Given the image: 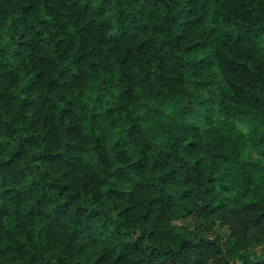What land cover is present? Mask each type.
<instances>
[{
  "label": "trees",
  "instance_id": "obj_1",
  "mask_svg": "<svg viewBox=\"0 0 264 264\" xmlns=\"http://www.w3.org/2000/svg\"><path fill=\"white\" fill-rule=\"evenodd\" d=\"M0 264H264V0H0Z\"/></svg>",
  "mask_w": 264,
  "mask_h": 264
}]
</instances>
